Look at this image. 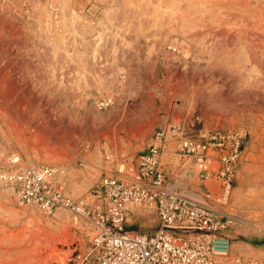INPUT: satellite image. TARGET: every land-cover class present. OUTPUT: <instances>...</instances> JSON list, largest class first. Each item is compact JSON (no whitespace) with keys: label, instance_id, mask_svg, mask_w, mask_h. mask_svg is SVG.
<instances>
[{"label":"rangeland","instance_id":"1","mask_svg":"<svg viewBox=\"0 0 264 264\" xmlns=\"http://www.w3.org/2000/svg\"><path fill=\"white\" fill-rule=\"evenodd\" d=\"M173 124L243 136L223 234L264 264V0H0V169L13 156L51 167L68 197L89 202L100 177L135 166ZM184 159L194 169L174 177L219 192ZM9 194L0 264H68L87 245V220ZM125 226L153 233L157 218L137 208Z\"/></svg>","mask_w":264,"mask_h":264},{"label":"built area","instance_id":"2","mask_svg":"<svg viewBox=\"0 0 264 264\" xmlns=\"http://www.w3.org/2000/svg\"><path fill=\"white\" fill-rule=\"evenodd\" d=\"M242 137L237 130L216 127L188 133L174 124L159 128L135 166L100 177L89 202L68 197L55 169L23 166L13 156L12 167L0 169V192L9 190L14 203L46 215L63 208L89 222L88 243L69 264H254L233 254L223 234L221 206L236 172ZM184 157L197 165L202 182L218 180L219 192L204 183L201 190L192 189L174 177L175 166L184 172L194 169ZM137 208L154 212L153 233L125 226Z\"/></svg>","mask_w":264,"mask_h":264},{"label":"water","instance_id":"3","mask_svg":"<svg viewBox=\"0 0 264 264\" xmlns=\"http://www.w3.org/2000/svg\"><path fill=\"white\" fill-rule=\"evenodd\" d=\"M75 255H76V254H72V255L70 256V258H69L68 261H67L68 264H69V263H72V262L74 261V259H75Z\"/></svg>","mask_w":264,"mask_h":264}]
</instances>
